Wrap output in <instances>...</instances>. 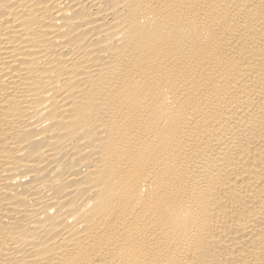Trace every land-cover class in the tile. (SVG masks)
<instances>
[{
  "label": "bare ground",
  "instance_id": "bare-ground-1",
  "mask_svg": "<svg viewBox=\"0 0 264 264\" xmlns=\"http://www.w3.org/2000/svg\"><path fill=\"white\" fill-rule=\"evenodd\" d=\"M0 264H264V0H0Z\"/></svg>",
  "mask_w": 264,
  "mask_h": 264
}]
</instances>
